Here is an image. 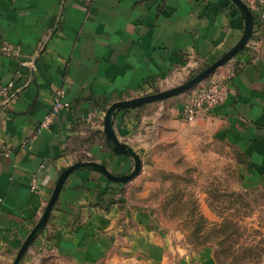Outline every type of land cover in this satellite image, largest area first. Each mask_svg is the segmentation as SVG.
I'll return each mask as SVG.
<instances>
[{"label": "crops", "instance_id": "obj_1", "mask_svg": "<svg viewBox=\"0 0 264 264\" xmlns=\"http://www.w3.org/2000/svg\"><path fill=\"white\" fill-rule=\"evenodd\" d=\"M251 14L250 40L219 72L232 73L220 104L192 123L180 117L186 96L114 113L113 131L139 155L142 172L127 184L91 167L67 177L40 237L55 248L57 260H164L163 239L140 185L146 161L157 160L166 134L198 130L233 145L243 162V189L264 187V31H256ZM244 27L231 0H0V40L14 52L0 54V83L16 86V96L0 102V264L13 263L65 169L80 160L114 176L133 170L134 160L115 154L104 134L113 103L150 95L211 65L238 43ZM42 43L35 66L25 65ZM60 89L70 108L37 133ZM40 254L33 248L20 264H42ZM178 264L216 263L205 247Z\"/></svg>", "mask_w": 264, "mask_h": 264}, {"label": "rangeland", "instance_id": "obj_2", "mask_svg": "<svg viewBox=\"0 0 264 264\" xmlns=\"http://www.w3.org/2000/svg\"><path fill=\"white\" fill-rule=\"evenodd\" d=\"M205 68L152 94L184 84ZM165 138L157 145V160L146 161L140 185L163 239L164 260L156 264H178L182 256L205 247L211 248L216 264H264V187L243 189L238 169L243 162L235 147L198 130ZM41 233L25 255L40 247L42 264H66L57 260Z\"/></svg>", "mask_w": 264, "mask_h": 264}, {"label": "water", "instance_id": "obj_3", "mask_svg": "<svg viewBox=\"0 0 264 264\" xmlns=\"http://www.w3.org/2000/svg\"><path fill=\"white\" fill-rule=\"evenodd\" d=\"M237 8L242 12L245 22V27L243 34L238 41V43L231 48L226 54H224L221 58L213 62L211 65L207 66L203 71H201L199 74L185 82L184 84H181L177 87H173L171 89L161 91L155 94L140 96L137 98L121 101V102H115L113 103L107 110L104 116V134L106 136V139L108 143L111 144V149L115 154L118 155H126L129 156L134 160V167L133 170L123 176H114L110 174L106 168L102 165L96 164V163H75L72 166L65 169L60 176L58 177L55 186L51 192L50 198L44 208L43 214L39 221L36 223L32 231L26 236V238L23 240L16 257L13 261V264H20L22 258L24 257L27 249L30 247L31 243L35 239V237L44 229L46 226L49 217L51 215V212L54 208L55 203L57 202L58 196L60 194V191L63 187L64 182L66 181L67 177L74 172L75 170L79 168H85V167H91L96 172L104 175L108 180L120 183V184H127L134 180L140 173L142 168V162L139 155L132 150L126 143L120 142L112 127V117L115 112L118 110L123 109H135L137 107L151 104L155 102H160L164 100H168L174 97H178L181 95H185L190 93L192 90H194L200 83L204 82L205 80L209 79L218 69L225 66L228 62H230L240 51L244 49L247 42L250 40L253 30V17L251 12L248 10L247 6L241 1V0H231ZM44 46L40 51L36 53L34 58L31 60V67L35 66L36 58L39 56L40 53L44 51ZM4 105V104H3Z\"/></svg>", "mask_w": 264, "mask_h": 264}, {"label": "built area", "instance_id": "obj_4", "mask_svg": "<svg viewBox=\"0 0 264 264\" xmlns=\"http://www.w3.org/2000/svg\"><path fill=\"white\" fill-rule=\"evenodd\" d=\"M251 13L256 14L255 27L257 32L264 31V0H241ZM43 47V43L40 45V51ZM0 54L3 56L14 55L9 44L0 40ZM25 65H31L25 63ZM218 69L209 79L200 83L194 90L185 95L186 99L183 102L180 109V117L186 123H192L202 110L212 108L220 104L227 95V83L232 77V73L229 72V76L222 75ZM16 96V86L13 83H0V102L6 105ZM64 91L62 89L57 90L54 94L53 103L48 114L44 117L38 128L37 133L47 128L52 120L59 114L61 110H67L70 108V104L63 101ZM43 168V166H41ZM36 188V180L33 177L31 182V189Z\"/></svg>", "mask_w": 264, "mask_h": 264}, {"label": "trees", "instance_id": "obj_5", "mask_svg": "<svg viewBox=\"0 0 264 264\" xmlns=\"http://www.w3.org/2000/svg\"><path fill=\"white\" fill-rule=\"evenodd\" d=\"M234 70H235V69H234ZM79 162H82V161L79 160ZM215 259H216V257H215Z\"/></svg>", "mask_w": 264, "mask_h": 264}]
</instances>
